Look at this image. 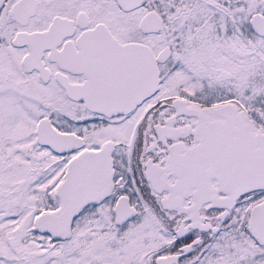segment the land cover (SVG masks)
I'll return each mask as SVG.
<instances>
[{
	"label": "snow or ice",
	"instance_id": "6c2138e0",
	"mask_svg": "<svg viewBox=\"0 0 264 264\" xmlns=\"http://www.w3.org/2000/svg\"><path fill=\"white\" fill-rule=\"evenodd\" d=\"M0 264H264V0H0Z\"/></svg>",
	"mask_w": 264,
	"mask_h": 264
}]
</instances>
